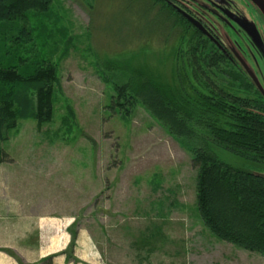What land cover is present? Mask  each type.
Listing matches in <instances>:
<instances>
[{
  "label": "rangeland",
  "instance_id": "1",
  "mask_svg": "<svg viewBox=\"0 0 264 264\" xmlns=\"http://www.w3.org/2000/svg\"><path fill=\"white\" fill-rule=\"evenodd\" d=\"M212 1L230 5L264 43V19L251 3ZM33 20L34 40L21 54L31 48L56 68L54 113L41 126L23 116L0 143L6 155L0 200L5 185L22 183L44 209L72 214V232L87 231L97 264H264L261 255L218 241L200 222L188 149L142 105L126 117L111 108L112 84L130 78V69L173 84L176 54L187 51L180 28L145 0H54L47 16ZM218 33L264 89V57L250 39L223 25ZM106 63L116 67L113 75ZM214 152L261 172L227 150Z\"/></svg>",
  "mask_w": 264,
  "mask_h": 264
},
{
  "label": "trees",
  "instance_id": "2",
  "mask_svg": "<svg viewBox=\"0 0 264 264\" xmlns=\"http://www.w3.org/2000/svg\"><path fill=\"white\" fill-rule=\"evenodd\" d=\"M53 1L0 0V143L8 140L23 116L31 115L37 126L53 117L56 68L33 56L31 48L21 54L34 40L33 18L47 16ZM145 1L148 9L159 10L166 22L180 28L179 42L187 51L176 54L174 85L145 69H130V78L112 84L111 108L126 117L140 104L178 139L196 170L195 210L200 222L218 241L264 257V96L226 47L216 46L165 0ZM105 69L111 75L116 71L107 63ZM216 147L261 172L220 161ZM4 156L0 147V163ZM75 239L76 232H71L64 253L67 261L76 263ZM51 260L49 256L42 264H52Z\"/></svg>",
  "mask_w": 264,
  "mask_h": 264
},
{
  "label": "crops",
  "instance_id": "3",
  "mask_svg": "<svg viewBox=\"0 0 264 264\" xmlns=\"http://www.w3.org/2000/svg\"><path fill=\"white\" fill-rule=\"evenodd\" d=\"M22 183L4 186L0 200V248L11 250L14 256L0 250V264H42L52 256V264H97L99 251L87 231L78 228L73 257L64 253L71 240L72 214H58L44 209L30 196ZM48 205H46L47 207Z\"/></svg>",
  "mask_w": 264,
  "mask_h": 264
},
{
  "label": "flooded vegetation",
  "instance_id": "4",
  "mask_svg": "<svg viewBox=\"0 0 264 264\" xmlns=\"http://www.w3.org/2000/svg\"><path fill=\"white\" fill-rule=\"evenodd\" d=\"M246 1L250 3V0ZM165 4L208 39L214 43L215 41L221 42L230 53V50L234 48L222 41V37L218 33V26L231 27L236 33L240 32L246 35L231 19L234 16L242 17L232 11L230 5L216 3L212 0H165ZM198 27H201V29ZM219 48L222 49L221 47Z\"/></svg>",
  "mask_w": 264,
  "mask_h": 264
},
{
  "label": "water",
  "instance_id": "5",
  "mask_svg": "<svg viewBox=\"0 0 264 264\" xmlns=\"http://www.w3.org/2000/svg\"><path fill=\"white\" fill-rule=\"evenodd\" d=\"M250 3L259 11V13L262 15L264 19V0H250ZM231 19L246 34V36L250 39L254 47L258 49L259 52L264 57V43L256 27L252 23L246 21L243 18L234 16V17H231ZM198 28L201 29V27H198ZM215 43L223 49L222 45L218 41H215ZM230 51L232 55L235 57V59L240 63L243 70L245 71L247 76L250 78V80L253 82V84L258 88V90L264 96V89L259 83L257 77L255 76L251 68L247 65V63L241 58V56L234 49H231Z\"/></svg>",
  "mask_w": 264,
  "mask_h": 264
}]
</instances>
